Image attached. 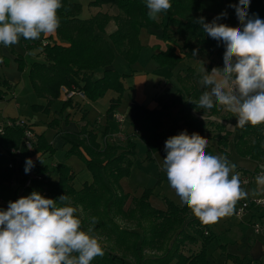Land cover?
<instances>
[{"label": "trees", "instance_id": "obj_1", "mask_svg": "<svg viewBox=\"0 0 264 264\" xmlns=\"http://www.w3.org/2000/svg\"><path fill=\"white\" fill-rule=\"evenodd\" d=\"M170 2L172 7L161 13L158 21H154L148 17L146 0H89V6L107 5L108 8L94 11L87 17L80 16V3L61 0L62 7L57 13L60 24L54 36L41 35L35 40L20 38L21 46L25 50L38 49L42 56L41 59H33L27 71L34 93L45 99V104H32L33 108L48 111L49 106L60 98L61 90L64 89L81 92L88 99H97L112 90L116 95L110 97L108 111L115 109L121 102L123 92L131 87L126 85V77L135 71L132 69V72H123L115 68V56L119 54L129 64L138 60L142 47L139 34L143 28L162 29L165 49L154 52L151 56L157 66L173 68L178 62L193 57V50L198 49V55L207 53L214 56V64L209 63L206 66L208 72L214 67L223 68L226 46L208 36L196 21L203 17L206 23H211L215 17L226 12L227 16L218 22L240 27L235 9L230 7L239 4V0ZM109 7H114L116 11L111 13ZM248 14L264 20V0H251ZM110 21L114 22L115 27L106 33V26ZM17 61L18 68L24 69L26 63L21 53L17 55ZM200 76L194 66L186 63L183 78L187 85L183 89L193 98L199 99L206 91L196 87L195 81ZM14 85L0 71V99L13 98ZM182 95L180 92L179 97L172 98L170 103L180 101ZM69 103L71 99H64L63 106ZM9 118L21 119L24 124L6 126L0 133V154L6 161H13L11 167L7 166V162L0 166V179H15L17 185L14 192L26 188L32 192L39 191L45 198L54 200L66 195L71 200V206H79L82 213L81 230L87 231L91 227V234L99 239L104 250V255L97 256L91 264H133L127 260L129 257L135 258V264H212L206 246L213 240L215 233L209 224H203L196 218L187 205H180L164 196L165 208H155L149 202L152 188L145 187L125 207L129 194L121 190L118 179L127 175L133 164L136 143L131 135L142 139L147 145L150 157L151 152L162 148L161 141L167 133L157 130L153 125L139 135L138 131L127 135L126 142L122 145L107 142L102 146L98 130L83 125L78 132L65 136L70 142L66 152L80 155L92 176L90 182H84L76 188L73 184V172L60 173L55 178L46 163L37 161L38 155L42 158L51 155L55 150L44 133L36 132L27 119L13 116ZM235 120L237 121L236 117ZM184 121L200 132L213 128L217 147L223 155L227 154L231 131L223 124L190 115ZM25 128H31L36 134L31 148L23 145ZM105 134L106 129L101 132V136ZM233 146L239 156L260 162L264 159V124L255 127L249 124L240 128L233 138ZM80 147L88 157L81 152ZM206 153L213 155L210 145H207ZM28 158L33 160L32 168L39 177H34L29 186L23 187V171ZM57 204L61 202L57 200ZM260 215L264 217V212ZM93 217L98 221L95 224L92 223ZM120 219L131 225L122 223ZM143 221L146 222L145 226ZM137 227H140L143 234ZM186 243H197V246H188V251L185 252L183 249ZM145 247L161 249L162 253L144 256L142 251ZM229 257L234 261L238 260L232 254ZM250 263L249 260L248 264ZM254 263L264 264L259 261Z\"/></svg>", "mask_w": 264, "mask_h": 264}, {"label": "clouds", "instance_id": "obj_2", "mask_svg": "<svg viewBox=\"0 0 264 264\" xmlns=\"http://www.w3.org/2000/svg\"><path fill=\"white\" fill-rule=\"evenodd\" d=\"M250 2L239 0L230 5L240 27L218 22L226 12L211 23L203 17L196 21L208 36L223 42L226 50L223 68L214 67L209 73L201 61L199 83L208 90L194 103L201 109L222 107L237 118L240 128L264 124V20L249 16ZM61 7V0H0V44L9 47L21 37L35 40L54 33ZM146 7L148 17L158 21L172 5L170 0H146ZM197 55L198 49H194L192 56ZM207 144L208 139L199 134L182 132L165 141L163 159L171 188L206 225L230 216L235 204L248 195L239 173L232 174L236 165L224 156L207 154ZM37 158L41 160L39 155ZM32 167L34 162L28 158L25 172ZM256 183L264 186V175L257 176ZM57 200L64 206H58ZM76 212L66 195L54 200L33 191L10 201L7 210H0V264H91L102 257L99 239L91 234V227L81 230ZM97 222L93 217L92 223Z\"/></svg>", "mask_w": 264, "mask_h": 264}, {"label": "crops", "instance_id": "obj_3", "mask_svg": "<svg viewBox=\"0 0 264 264\" xmlns=\"http://www.w3.org/2000/svg\"><path fill=\"white\" fill-rule=\"evenodd\" d=\"M72 1V0H71ZM89 6V5H88ZM107 5H102V6H89V11L90 13L98 10H104L107 9ZM114 7H109V11L111 13H114L113 10H115ZM116 11V10H115ZM89 13V14H90ZM115 27V24L113 21H110L108 25L106 26L105 32L108 33L112 31ZM49 35H55V32ZM42 36H48L42 34ZM139 40L142 45L140 52L142 51H147L149 52V56L151 57L154 52H158L159 50H164L166 43L163 40L162 37V29L161 28H143L140 31L139 34ZM147 49V50H146ZM35 50L32 53V58L37 59V58H42V56L39 54L38 49H32ZM140 52H139V57H140ZM20 53H17L16 55H9L10 61H12V67L9 66L7 69V66H1L0 71L4 74L6 78H8L12 83L13 81H18L20 78V72L16 69L18 67V61H17V55ZM138 57V58H139ZM152 58V57H151ZM154 61V60H153ZM204 62V67L206 69L207 64L211 63L214 64V56L209 55L207 53H200L196 57H190L188 59H185L184 61L178 62V64L170 68L168 66H157L156 62V67L153 68V74L150 78H148L144 85L142 86V89L140 92L137 90H133V95L138 98V100L135 102V98L131 97L130 103L132 105V108L129 109V112L123 115L127 118V121L130 122V127H132L130 130H128V127L124 125L123 122L126 121V118L122 121L121 124L118 123L116 118L113 115V110L105 111V117L98 115L95 119L90 120L87 119L89 108L86 107L87 100H96V99H88L86 98L81 92L75 91V90H61V95L58 100L53 102L49 108L48 111L57 104L58 108H54V114L52 115V118L48 121V124L51 126H54L57 128V133L61 134V132L65 134H61L62 137L65 138V136H69L70 133H75L80 130V128L83 125H86L88 128H93L94 130H98V137L100 140V144L104 146L107 142L109 143H118V144H124L126 142L127 135L133 134L134 130H137L136 126L140 124V122L144 121L145 119H153L152 123L148 125L145 131H142V133L146 132L151 126H156L157 130L163 131L164 133H167L166 137L162 139L161 141V149L156 150L151 152V158L158 157L160 154L164 158L166 157V151H165V140L168 139L169 137L178 135L182 132H187V134L192 135L193 133L199 134L202 137L208 139V144L210 145L213 151V155H220L226 157L228 160L229 157H227V154L234 148L233 146V138L237 134L235 132V129L238 128L236 127L237 121L235 120V116H233L232 113L224 111L222 107L216 106L213 107L215 108V111H212V109H201L196 106L194 102H197L199 99L196 97H191L188 92H185L183 89V86L187 85L186 80L183 78L185 75V68H186V63L191 64L192 66L195 67V69L201 74L200 69L203 67L202 62ZM26 63V62H25ZM27 65V64H26ZM25 65V67H26ZM115 68H117L115 65H113ZM29 64L27 66V71H28ZM166 70V73H161V71ZM211 70L209 71V73ZM200 76V78H201ZM199 79L195 81L196 87L198 90H202L203 88L208 90L206 87L202 86L199 83ZM130 90L132 88V84L130 85ZM165 88H170L171 89V94L164 96V89ZM178 88H181V91H178ZM69 92H73L71 96L68 95ZM180 92L183 94L182 98L180 101L175 102V103H170V100L174 97H179ZM163 94V96H162ZM71 99V103L66 105L65 107L63 106V101L64 99ZM122 98V97H121ZM189 98V99H188ZM44 99V98H43ZM98 99V98H97ZM188 99V100H187ZM121 103V102H120ZM210 110L212 111L210 113ZM47 111V110H46ZM165 112V115L170 118H175L178 114L181 113L180 119L177 120V127L174 129H171L170 127L166 128L163 126L164 121L162 118L161 119H155L153 117L158 116L160 118V113ZM118 112V111H117ZM153 113V114H152ZM152 114V115H151ZM151 115V116H150ZM155 115V116H154ZM196 117L197 119H201L204 121L210 120L213 122H218L219 124H223L227 130L231 131L230 135V143L228 147V152L227 154L223 155L219 148L217 147V142L214 135L213 128H210L209 130H203V131H197L195 128L191 127L190 125L185 124V119L188 117ZM166 117V118H167ZM20 118V117H19ZM55 120V121H54ZM132 121V124H131ZM236 122V123H234ZM231 125V126H230ZM136 128V129H135ZM106 129V134L101 136V132ZM123 129V131H122ZM138 134H140L141 130L138 129ZM44 133V132H43ZM45 135V134H44ZM46 137V136H45ZM132 138H134V135H131ZM138 137V136H137ZM48 140V139H47ZM142 141V139H140ZM70 146V142L67 141ZM136 143V142H135ZM53 145V143H52ZM54 146V145H53ZM68 146V147H69ZM147 146V145H146ZM56 149V148H55ZM68 149V148H67ZM148 149V148H147ZM81 152L86 156V152L82 147H80ZM148 151V150H147ZM52 155V154H51ZM229 155V154H228ZM232 161L235 162L237 161V156L234 154L232 155ZM41 160L37 159V161H43L45 159V156L42 158L40 157ZM250 164H252V170L245 168L241 164L238 163H233L236 165V168L232 174L239 173V176H252L254 177L255 171L261 170L260 166H264V163L258 162L256 160H248ZM45 163V162H44ZM47 164V163H46ZM48 165V164H47ZM2 166V165H0ZM49 167V165H48ZM50 168V167H49ZM51 175H52V170L50 168ZM1 180V179H0ZM3 181L5 184L7 183H13V186L15 184L17 185V181L15 179H11V181ZM148 187V186H146ZM16 188V186H15ZM13 188V190L15 189ZM145 186L141 189V192ZM150 188H153L151 186ZM123 192H128L129 197L125 203V207L127 208L131 202V198L134 196H138L140 193H135L133 190H122ZM154 192L153 191L151 193ZM149 196V202L150 204L158 209H163L165 208V201H164V196L168 197L166 195L161 196L162 200L161 202H152ZM170 198V197H168ZM174 202L182 205V203H179L175 201L174 199L170 198ZM161 204H163L161 206ZM76 207V206H73ZM7 210V207H5ZM79 215L81 216V209L76 207ZM260 210L256 208H252V206L248 207L247 212L251 214V220L248 219V222H253L256 217V212ZM246 212V213H247ZM245 213V215H246ZM244 215V216H245ZM243 216V217H244ZM262 220H264V217H262L260 214L258 215ZM126 222V221H125ZM124 223V222H123ZM126 225H131L129 222L125 223ZM142 224L145 226L146 222H142ZM210 226V224H209ZM138 231L142 233L143 231L140 229V227H137ZM210 229L215 233V236L213 240L206 246V251L208 254V257L210 258L213 256L216 251H218L221 254L227 255V257L232 261L233 264H248V261L250 260V264H256L254 263L255 261H259L264 263V234L256 235V237H249L245 234H243V229L238 227V232L235 234H230L231 228L230 229H225L219 233H216L210 226ZM143 234V233H142ZM241 242L243 244V247L236 251H233L232 247L235 243ZM188 246L191 248H194L197 246L196 244H187L184 247V251H188ZM229 248V249H228ZM162 253L161 249H155V248H149L145 247V249L142 251V254L144 256H156L160 255ZM236 256L238 259L237 261H234L232 258L229 257V255ZM212 261V259L210 258ZM139 263V262H138ZM170 264H173L171 262ZM213 264V263H212Z\"/></svg>", "mask_w": 264, "mask_h": 264}, {"label": "rangeland", "instance_id": "obj_4", "mask_svg": "<svg viewBox=\"0 0 264 264\" xmlns=\"http://www.w3.org/2000/svg\"><path fill=\"white\" fill-rule=\"evenodd\" d=\"M72 1L81 4V17L89 16V0ZM113 12H115V10H113ZM33 51L35 50H25L21 46L20 40L17 44L9 47H5L4 45L0 44V67L7 66V69H9V66L12 67V61H10L9 55H16L17 53H21L23 55L27 64L26 67L24 66V69L22 70L16 67V69L20 72V78L18 81H13L15 83L13 88V98L0 99V121L4 118L11 116L20 117L29 120L32 123V128L36 132H44L48 141L53 143L54 147L56 148L52 155H47L45 156V159H43V161L47 163L51 168L52 176L56 178L60 173L65 174L68 172H73V184L76 188H79L84 182H90L92 180V176L89 168L86 166L85 161L80 155L73 152H66L69 143L65 140L64 137L61 136V134L65 133H57V128L48 124V121L52 118V115L54 114V108H58L57 104L53 106L49 111H45L42 109H34L32 106V104L36 103L45 104V99L37 96L34 93L27 73V66L33 60ZM113 65H115L118 70L123 72H132V69H135V71L131 73L132 75H128L125 79L126 85L132 84L131 90L130 88H128L123 92L121 103L116 106L112 112L114 113L115 111H118L123 115L125 114L126 116V114L129 112V109L132 108V105L130 103L131 97L135 98V102L138 100V98H136V96L132 94L133 90H137L138 92L141 91L145 81L152 76L153 68L156 67V64L154 63L153 59L149 56L148 51L147 53L146 51H142L140 52V57L138 58V60L130 64L127 63L119 54H117L115 56ZM166 72V70L161 71V73ZM163 91L164 96L171 94L170 88H165ZM115 95L116 94L114 91L108 90L104 95L100 96L96 100H87L86 107L89 108L87 119L93 120L98 115L105 117V111H107L109 107V99L111 96ZM160 115V118H158V116L153 118L157 120L162 118L164 121H166L163 124L164 127H170L171 129H174L175 127H177V120L180 119L181 113L178 114L175 118L167 117L164 111L163 113H160ZM125 116L124 119L126 118ZM152 120L153 119L149 118L140 122V124L136 126L137 130L140 129V133H142V131H145L148 125L152 123L150 122ZM123 123L125 126L127 125L126 127H128V130L132 128L130 127V122L127 121V118L126 121ZM239 129L240 127L236 128L235 132H237ZM133 140L136 142V146L134 147V160L133 164L130 167L131 169L129 173L127 175L121 176L118 179V184L120 185L121 190H133L135 193H141V189L144 186H153L154 194H152L150 197L152 202H161V196L166 195L174 199L175 201L181 203L179 196L176 194L175 190L171 188L167 179L166 172L163 169L164 157L160 154L158 155V157L155 158H151V156L148 157L146 144L141 141L140 138L137 136H135ZM228 154L227 157L231 159L229 160L231 163H238L244 166L245 168L252 170L253 166L248 161L250 160V158L239 156L234 148ZM234 154L237 156V161L235 162L232 161V155ZM6 162V158L2 154H0V165H4L6 164ZM260 162L264 163V159L260 160ZM260 168L264 169V166H260ZM257 176L258 175H255L254 177L251 176L247 184L241 182V187L248 193V195L246 198L239 200L235 204L233 213L230 216L219 219V221L216 223L210 224L211 228L216 233L231 228L230 234H235L238 232L239 227L243 229V234L249 237H256V235L261 234L256 233L254 231L252 222H250L249 224L248 219L251 220L252 217L251 214L247 212L248 209L244 212L241 217H238L235 214L236 207L240 204L242 200L254 199L264 195V186H258L256 183ZM104 177L106 178L105 173ZM15 186H13V183L5 184L3 181L0 180V210H5V207L8 208L10 201L14 202L19 198L28 196L32 193L30 189L26 188H22L18 192H14L13 188H15ZM113 190L114 192H118L117 189ZM39 193L43 196L41 192ZM162 205L163 204H161V206ZM58 206L62 205L58 204ZM76 207L80 208L79 206ZM261 213L262 212L260 211L256 212L255 219L262 220L260 217H258V215ZM75 215L80 219L78 211L75 213ZM120 221L122 223L124 222V224L126 223L122 219H120ZM242 247L243 244L241 242H237L233 245L232 249L233 251L238 250L239 252V249H241ZM213 254L214 255L210 257L212 259L213 264H233L232 261L227 257V255L221 254L218 251ZM127 260L131 261V263L133 264H135L136 261L134 257H129Z\"/></svg>", "mask_w": 264, "mask_h": 264}, {"label": "built area", "instance_id": "obj_5", "mask_svg": "<svg viewBox=\"0 0 264 264\" xmlns=\"http://www.w3.org/2000/svg\"><path fill=\"white\" fill-rule=\"evenodd\" d=\"M72 93L73 92H69L68 95L71 96ZM113 115L119 124H121L122 121L124 120V116L120 112L115 111ZM14 124L23 125L24 123L21 119H18V118L13 119V118L7 117V118L2 119L0 121V133L3 132L6 126H11ZM134 132H137V130H134ZM35 139H36L35 132L31 128H25L24 133H23V145L26 148H31ZM15 151L18 152V150H15ZM7 166L9 167L13 166V161L8 159ZM23 174L25 177L24 180L22 181L23 187L29 186L32 183V179L34 177H39V175L35 173L33 168H31V170L27 173L25 172V168H24ZM254 174L258 176L264 175V169L255 171ZM239 178H240V181L245 184H247L250 180V176H246V175L239 176ZM249 206H252V208H256L260 210V212H264V195L254 198V199L242 200L240 204L236 207V210H235L236 216L241 217L244 214V212L248 209ZM252 226L256 233L264 234V220L256 219L252 222Z\"/></svg>", "mask_w": 264, "mask_h": 264}]
</instances>
